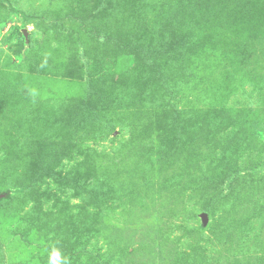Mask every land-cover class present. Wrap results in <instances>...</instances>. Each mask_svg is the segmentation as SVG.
Listing matches in <instances>:
<instances>
[{
    "label": "rangeland",
    "instance_id": "374dc122",
    "mask_svg": "<svg viewBox=\"0 0 264 264\" xmlns=\"http://www.w3.org/2000/svg\"><path fill=\"white\" fill-rule=\"evenodd\" d=\"M264 264V0H0V264Z\"/></svg>",
    "mask_w": 264,
    "mask_h": 264
},
{
    "label": "clouds",
    "instance_id": "9594fccd",
    "mask_svg": "<svg viewBox=\"0 0 264 264\" xmlns=\"http://www.w3.org/2000/svg\"><path fill=\"white\" fill-rule=\"evenodd\" d=\"M54 256H55L57 259H51V260H50V264H60V260L58 259L59 256H60V253H59L58 251H55V252H54ZM64 264H68V261L65 260V261H64Z\"/></svg>",
    "mask_w": 264,
    "mask_h": 264
}]
</instances>
